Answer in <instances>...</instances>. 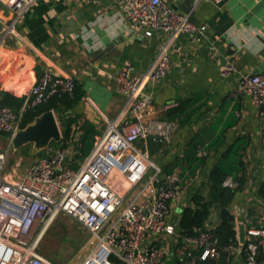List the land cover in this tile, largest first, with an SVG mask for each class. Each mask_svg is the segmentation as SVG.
<instances>
[{"label": "crops", "instance_id": "0c3cea01", "mask_svg": "<svg viewBox=\"0 0 264 264\" xmlns=\"http://www.w3.org/2000/svg\"><path fill=\"white\" fill-rule=\"evenodd\" d=\"M163 1L207 30L198 43L177 37L170 70L159 82L147 84L157 120L169 121L167 111L190 99L187 111L169 121L175 124L171 139L158 146L149 142L147 149L166 172L170 165L180 167L190 142L198 139L196 155L204 160L193 166L194 171L184 169L196 189L188 192L185 183L174 208L185 198L184 206L188 204L196 191L207 195L205 183L221 153L230 148L237 151L244 184L225 208L234 217L237 243L244 244L251 238L247 231L264 224V201L257 196L264 182V115L250 96L230 98L229 94L241 75H264V0ZM165 39L166 34L146 37L131 30L124 12L111 0H38L16 20L0 0V92L25 97L45 70L73 77L82 91L71 112L76 120L70 148L76 151L86 129L93 133L94 142L103 133L106 119L130 115L127 97L118 90L113 75L127 63L137 75L146 71L157 44ZM228 62L236 70L222 77L221 69ZM76 161L71 164L78 165ZM7 174L14 179L22 175ZM220 210H212L209 223L213 226ZM164 264L179 263L168 257Z\"/></svg>", "mask_w": 264, "mask_h": 264}, {"label": "built area", "instance_id": "2783aa9c", "mask_svg": "<svg viewBox=\"0 0 264 264\" xmlns=\"http://www.w3.org/2000/svg\"><path fill=\"white\" fill-rule=\"evenodd\" d=\"M3 1L15 20L38 2ZM111 1L122 9L131 30L146 37L166 34V39L157 44L154 61L143 73L135 74L131 63L114 73L118 90L127 97L130 115L106 119L103 133L77 168L71 164L76 161L71 139L65 146L50 145L16 179L4 172L8 152H0V264H53L37 251V242L59 213L86 231L89 250L78 264H164L168 257L179 264H195L219 257L221 251L228 264H264V224L249 229L251 238L244 244L223 248L210 223L204 229L195 228L194 235H181L173 208L189 177L184 180L181 167L164 172L147 149L149 142H168L175 124L154 118L153 98L145 88L170 70L171 47L177 37L198 43L207 27L163 0ZM235 70L228 62L220 74L228 77ZM75 84L73 77L43 71L19 110L0 105V132L11 139L21 128L26 108L54 94H72ZM238 94L250 96L264 115V75H241L229 97ZM261 144L264 147V124ZM237 185L231 176L223 181L228 188Z\"/></svg>", "mask_w": 264, "mask_h": 264}, {"label": "trees", "instance_id": "16d2710c", "mask_svg": "<svg viewBox=\"0 0 264 264\" xmlns=\"http://www.w3.org/2000/svg\"><path fill=\"white\" fill-rule=\"evenodd\" d=\"M81 98L82 91L77 84H75L72 94L64 92L51 95L38 105L26 108L22 113L20 126L23 128L43 112L53 110L59 116L62 138L60 142H52L51 144L55 143L56 146H65L66 141L71 139L74 135L72 125L76 120V116H73L71 112ZM24 99L25 97H17L8 92H0V105H7L16 110H19L22 107ZM189 101L190 99L181 101L176 106L169 109L166 113V119L172 121L181 114H184L189 107ZM1 134L7 136L5 133ZM92 140L93 133L86 129L84 134L80 137V145L76 150L74 158L80 160L83 159L92 147ZM197 141L198 139L190 142L189 147L186 150L185 161H180L182 165L180 166L182 168H190L194 171L196 166L203 162L204 159H200L196 155V149L198 146ZM150 143L157 146L160 145L158 143ZM29 146L30 145L28 144L21 147L19 149L20 153L27 155L26 149ZM237 154L238 152L231 148L223 151L220 155L219 161L210 170L209 178L205 183L208 188V194L204 195L201 192L196 191L191 195L190 202L183 207L176 222V229L181 235H194L195 228L204 229L206 224L209 223L212 210H220L231 205L236 192L239 191L244 184V178L241 174L243 165L240 161V156ZM194 165L196 166L193 167ZM166 168L167 170L171 169L170 167ZM228 176H231L237 181L238 185L236 188L232 189L223 186V181ZM257 196L264 201V182L258 186ZM213 232L218 237L220 248L232 243H237L233 215L224 219H219L213 228ZM195 264H228V261L226 260V253L221 251L219 257H209L206 260L198 261Z\"/></svg>", "mask_w": 264, "mask_h": 264}, {"label": "rangeland", "instance_id": "374dc122", "mask_svg": "<svg viewBox=\"0 0 264 264\" xmlns=\"http://www.w3.org/2000/svg\"><path fill=\"white\" fill-rule=\"evenodd\" d=\"M56 117L59 120V116L57 114ZM51 146L56 145L53 143ZM139 147L143 148L140 145ZM3 151L8 152L4 172H10L12 175L18 177L25 172L35 159L43 156L46 149L37 151L33 148V145H30L26 149L27 155H22L19 150H13L10 144V139L0 133V152ZM151 158H153L152 155ZM79 161L81 160L79 159ZM72 166L75 168L78 167L77 164H72ZM174 167L177 166L170 165V168ZM182 170L184 173V168H182ZM183 176L184 180H186L187 177H189V174H183ZM191 188H195V184H191L189 181L185 190L189 192V189ZM186 199L187 198L175 206L173 211L174 217L178 216V214L182 212ZM86 243L87 234L80 224L69 216L59 213L54 217L51 224L45 229L38 239L37 251L44 255L53 264H78L89 250Z\"/></svg>", "mask_w": 264, "mask_h": 264}, {"label": "water", "instance_id": "95a60500", "mask_svg": "<svg viewBox=\"0 0 264 264\" xmlns=\"http://www.w3.org/2000/svg\"><path fill=\"white\" fill-rule=\"evenodd\" d=\"M49 88L45 90V94ZM62 138L60 121L53 110H48L35 117L23 128H19L10 139L13 150H19L25 145H33L37 151L47 149L52 142H60ZM230 215V210L222 208L220 219Z\"/></svg>", "mask_w": 264, "mask_h": 264}]
</instances>
